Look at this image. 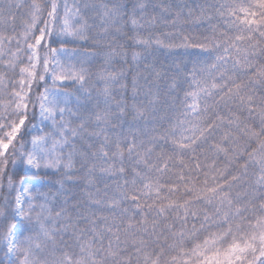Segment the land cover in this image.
<instances>
[{
  "label": "snow or ice",
  "instance_id": "6c2138e0",
  "mask_svg": "<svg viewBox=\"0 0 264 264\" xmlns=\"http://www.w3.org/2000/svg\"><path fill=\"white\" fill-rule=\"evenodd\" d=\"M0 264H264V0H0Z\"/></svg>",
  "mask_w": 264,
  "mask_h": 264
}]
</instances>
